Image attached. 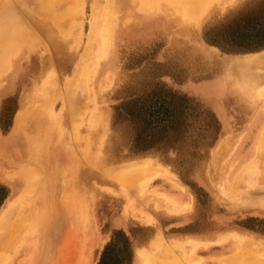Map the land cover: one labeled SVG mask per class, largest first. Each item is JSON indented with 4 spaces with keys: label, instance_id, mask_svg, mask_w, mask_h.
Here are the masks:
<instances>
[{
    "label": "rangeland",
    "instance_id": "374dc122",
    "mask_svg": "<svg viewBox=\"0 0 264 264\" xmlns=\"http://www.w3.org/2000/svg\"><path fill=\"white\" fill-rule=\"evenodd\" d=\"M11 1L14 4L9 7L11 2L8 4L7 1L0 0V25L5 29L4 34L0 33L2 34L0 35V53L3 52L0 54V60L4 61L6 52L10 55L7 61H0V150L10 141V146L12 145L10 148L14 147L18 150L25 161L20 160L12 166L0 164V183L7 185L10 189L7 199L16 197L24 187L25 168L40 169V166L35 164L39 159L55 162L54 148L57 146V139L61 138L62 141L70 142L73 149L68 143L65 145H68L74 154H80L76 163L74 161L77 159L73 158L71 159L73 163L70 158L69 163L73 169L80 167L78 170L81 176L76 180L79 181L78 193L82 191L81 195H84L83 198L79 195L78 199L86 205L85 208L89 206L86 209L89 212V222L84 225L87 236L82 235L87 264H98L103 249L116 229L124 230L133 242V264H137L136 249L148 247L155 233L160 231L167 237L193 235L211 241L221 240V236L230 231L252 232L264 236V201H262L264 198V148L260 150L261 148L259 149L256 145L258 133L264 126V96L259 93L260 89H256L255 79L253 80L252 77H248L249 80L252 78L251 81L247 79V82L252 84L253 88H251L243 81L246 80L245 77L234 75L228 69V63L234 65L239 57L255 52L263 54L264 48L250 52L228 53L206 40L207 30L217 24L225 25L231 20L237 22L263 16L264 0H237L227 5L225 9L220 7L214 11L210 7L206 13L194 19L186 18L188 16L184 15L182 5L176 3L174 5L166 0H150L147 4L145 0ZM82 1L86 2L83 12L81 11L84 8L81 9L84 5ZM152 2L156 4L152 5ZM97 3L103 18L111 19L108 31L110 28L113 36L110 56L102 70L107 77L104 85L96 87V102L100 103L96 107L99 109L96 113H102L103 124L95 130L91 127V123L85 121L80 141L74 139L71 116L65 108L62 116L58 118L60 120L61 117V121L68 129V134L66 135L64 131V136H57V131L61 130L58 129L60 122H57V125H54L56 127L53 133H55L51 135L53 143L50 139V134L53 133L50 131L49 134L44 133L45 136L42 135L43 137L38 139L41 143L43 141V145L39 143L37 146L39 145L38 147L43 150L34 146L39 142L36 139H33L36 140L35 143L33 142L35 148L31 147L32 142L27 141L28 139L30 141L31 137H27L28 134L25 137L26 126L32 123L30 120L34 121L33 113L37 110L35 106L41 104L45 98L40 93L42 83L46 79L53 78V71L59 74L61 82L68 77H73L90 33V23L93 19L91 9H95ZM54 4L57 5L55 10ZM8 10L17 14L11 15ZM4 12L6 14L3 16ZM102 16L99 18L101 24ZM32 18H38L44 26H35L30 20ZM19 23L22 27L25 25L23 28L28 33L25 32L24 35L18 32ZM226 30L227 28L217 29L213 37L222 40ZM104 32V29L103 32L96 31L102 41L109 36V33L105 35ZM22 42L24 46L16 49V44L21 45ZM4 52L5 57L2 58ZM260 71H264V67L259 68L256 74H260ZM158 83L186 94L191 99L192 124L189 136L179 150L167 153L163 151L139 153L133 144L132 131L128 127L120 129L115 127V107L126 98L143 96L145 91ZM104 86L107 88L105 89ZM76 91V99L79 102L84 97L78 87ZM58 93L55 92L53 95H60ZM70 100L71 97L67 94L63 99H58L55 111L60 113L63 101L68 104ZM82 101L78 105H82ZM93 103L96 105L95 102ZM93 103H89L90 108L95 106ZM20 111L24 116L29 114L31 117L30 120L24 119L25 133H23L25 131L22 130L23 127L18 129L20 133H16L17 129L16 132L14 131V123L16 124ZM8 116H11L12 124L6 131ZM85 117L90 121L89 113ZM206 124H209V128ZM87 125L90 127L88 128ZM208 134L210 136L205 140L204 136ZM46 135H49L48 138ZM43 138L47 139L46 142L50 140L47 145L44 144ZM76 141L78 142L75 143ZM58 142H60L59 139ZM50 143L55 144L54 148ZM37 156H39L38 159ZM145 157H153L167 165L178 180L186 185L187 190L180 194L185 200H191L192 207L189 211L173 216L163 210L147 207L157 219L155 224H148L134 216L131 209L130 211L126 209L128 200L121 192V184L108 175V170ZM53 163L49 164L53 165ZM70 170L67 173L70 174ZM245 171H248V175L244 174ZM74 176L75 174L71 178H75ZM246 177L254 178L248 180ZM235 179L239 180V190L235 189L236 193L233 190L232 195L226 194L225 190L230 188ZM237 180L235 182L238 184ZM108 187L114 191L107 190ZM150 187L179 193L164 179L153 181ZM69 194L74 195L73 192ZM252 197L253 200L255 198L263 204L249 202ZM142 206L145 207V205ZM212 245L207 250L199 249V254L208 259L207 264H218L216 258H213L218 254L228 256L234 253V242L231 239ZM47 254V257H51L47 260H52L54 258L52 256H55L52 252ZM255 255L249 258L248 264H262L261 260H264L262 255H259L261 259L257 257L260 261ZM50 261L46 263L49 264ZM7 263L9 264V261Z\"/></svg>",
    "mask_w": 264,
    "mask_h": 264
},
{
    "label": "bare ground",
    "instance_id": "6f19581e",
    "mask_svg": "<svg viewBox=\"0 0 264 264\" xmlns=\"http://www.w3.org/2000/svg\"><path fill=\"white\" fill-rule=\"evenodd\" d=\"M5 1H7L6 3L8 4L9 2H11L9 7H12L14 4L12 3L11 0H4V2ZM83 1H82V5L86 3V2L83 3ZM236 1L237 0H166V2H170V3L172 2L174 3V5L175 3L182 5L181 7L184 12V15L188 16L186 17L188 19L189 18L192 19V17L193 19L194 17L195 18L199 17L198 15H202L206 13L208 11V8L210 7L213 11L220 7H223L225 9L227 5L233 4ZM145 3L146 4L150 3V0H145ZM153 4L155 5L156 3L152 2V5ZM53 6H55L54 7L55 10L57 5L54 4ZM58 6L59 8H61L60 4ZM97 7H98V3L96 5V8ZM96 8L91 9L92 10L91 15H93V19L90 23V29H89L90 33L87 36L88 37L87 43L79 58V62L77 64L75 74L73 75V77H68V78L66 77L67 79L65 78L66 80L64 82H61L60 80L61 78L59 77V74H57L56 71L55 72L53 71V78L46 79L42 83V89L40 93L42 94V96L44 95L45 98L44 100H42L41 104L39 103V105L37 104V106H35L37 110L36 111L33 110L35 112L33 113L34 121L30 120L31 117H29V114L28 115L26 114V116H28L26 117L20 111V113H18L16 118V124L14 123L15 125L14 131L17 129V132L15 131L16 133H20L18 132V129L20 130V128L23 127L22 130H25L23 131V133H25L27 129V133H25V137L26 134H28L27 137H31L32 140L33 139L38 140L41 139V137L45 136V134H49L50 131L51 133H53L54 128L56 127L54 125L55 124L57 125V122H60L58 124L59 125L58 129L59 128L61 129L59 130L61 134L59 135V132L57 131L58 133L57 136H62L65 133L67 135L68 129H66V126L61 121L62 120L61 117L60 120L58 118V116H62L61 114L65 110V108L68 109L69 115L71 116L70 119H71V124L73 126L72 129L75 133L74 135L72 133L74 139L79 140L81 138L82 127L85 125L84 124L85 121H87L86 123L89 124L91 123V127H93V129L95 130L100 128V126L103 124L104 117L102 116V113L101 112H99V114L96 113L98 109L96 107L100 104V103L98 104V101L96 102L97 99L96 87L104 85L105 83L107 75L102 70L105 66L106 60L110 56V52L113 45V36H112V30L110 28L108 31V24L111 25L110 22L111 19L108 20L103 18L100 9L99 8L96 9ZM81 9H82L81 11L83 12V10L85 9V4L81 7ZM8 12H10L11 15L17 14L11 12L10 10H8ZM5 14L6 12H4L3 16ZM101 16H102V24L99 22V18ZM30 20L37 27L44 26V24H42V22L38 20V18L37 19L32 18ZM20 24L21 23H19L18 26ZM23 27L22 25H20L19 27L20 29L18 32H21V34H24L25 32L28 33V31ZM82 27H83V23H82ZM99 28H101V30H99ZM43 29H45V27H43ZM103 29L105 30L104 34L107 35L109 33V36L105 37L104 40L102 41L97 35L96 31L103 32ZM4 31H5L4 26L0 25V33H3ZM81 37H80V43L82 40ZM13 40L14 39H12V41ZM16 45H17L16 49L24 46L23 42L21 43V45L20 44H16ZM6 54L7 56L4 59V61L7 59L8 56H10L8 55L7 52ZM4 57H5V52L2 58ZM237 60L238 62L236 63L233 62L234 65L228 63L229 64L228 69L231 70L234 75L245 77L246 80L245 79L243 80V78L240 79L245 81L246 85L251 86V88H253L251 82H249L250 84L247 82L249 80L248 77H252L253 80L255 79L254 82L257 85L256 84L254 85H256L255 86L256 89H260L261 91L259 90V93L263 94L264 71H260V74H256V73L257 71H259V68L264 67V53L259 54L255 52L244 57H239ZM0 61L4 62L3 59ZM252 78H250L249 81H251ZM76 86L78 87V90L81 91V94L84 97V99H82L83 101L81 100L82 105H78L81 101L78 102L76 99L77 97ZM104 88L106 89L107 87L104 86ZM241 89H243V87ZM55 92H59L58 94L60 95L57 96L53 95ZM65 94H67V96H70L71 100L68 101L69 102L68 104L67 102L64 103L63 101L62 104L63 106L60 109V113H57L55 111V104L58 99L61 98L63 99ZM262 94L261 96H264ZM91 102L92 103L95 102L96 105L93 103L95 106L92 104L94 107L90 108L89 103ZM88 113L90 114V118H89L90 121L87 120L88 116L87 119H85L86 118L85 116ZM25 118L27 120L29 119L30 121H32L31 124L26 126V129H25L26 124L24 125ZM89 127L90 126H88V128ZM64 131L66 132L64 133ZM54 133L50 134L51 137L50 139L52 143H53L52 140L53 137L51 135H54ZM87 135H89V133ZM46 136H47L46 138H48L49 135ZM90 137L91 136L89 135V138ZM46 138H43L42 140L45 139L44 144L46 143L47 145L50 140L46 142L47 140ZM31 139L30 141L29 139L27 140L28 142H32L31 144L29 143L30 146L32 145L31 147L34 146L36 147L37 144L41 143L40 140H38L39 142L37 141L38 143H35L36 140L32 141ZM58 139L60 142H58ZM58 139L56 143L57 146L55 148H54L55 144L53 145L52 143H50V145L52 144L51 146L56 151L55 152L56 157H54V159L56 158L54 162L55 164L53 163V161H50L51 164L53 163V165H51L49 164L50 162L48 160L44 161L43 159H39L36 160L35 164L37 163V165L40 166V169L39 168L31 169L30 166H29L30 169H28V167L25 168L26 182L24 187L16 197L12 199H7L5 204H3V206L0 209V264H6L7 261H9V264H15V263L16 264H47L46 262L51 260V259L47 260V258H51V257H47L48 252H52L53 255L55 254V256H52V258L53 257L54 258L49 262V264H87L86 263L87 256L85 254L86 251H84V246H83V236H87L86 227L84 225L87 222H89L88 221L89 212L86 211V209L89 208V206L85 208L86 205L83 204L82 201H80L81 199H78L79 195L82 194L81 190H80L81 193L80 192L78 193L79 181L76 180L79 179V176H81L78 170L80 169V167L78 166L79 168L77 167V169L75 168L73 169L71 168V165L69 163V158L70 160L72 158L76 160L79 153L74 154V152H72L71 149H69L68 145L69 146L71 145L69 144L70 142L68 143L62 141L61 138ZM33 142L35 143L34 146H33ZM77 142L78 141H76L75 143ZM67 143L68 145H65ZM41 144L43 145V141ZM256 145L259 149L261 148L260 150L264 148V126L258 133ZM11 146H10V141L9 144L5 145L4 147L1 146L2 147V150H0L1 165L12 166L19 163L20 160H24L22 159V155L18 152V150H15L14 147H12L14 150L11 149L10 148ZM70 147H72L73 149L72 145ZM74 149H76L75 146ZM39 150H43V149L39 148ZM39 156H37V159ZM32 157L30 158L32 159ZM72 160L71 162L73 163ZM77 161L78 159L74 162L76 163ZM31 163H33V161ZM77 164H79V162ZM37 165H35V167ZM93 167L96 166L93 165ZM69 169H71L70 174L67 173ZM243 169L245 170V168ZM72 171H74V173ZM248 171H245L246 173L244 174H247ZM45 172L47 173V175ZM71 173L75 174L74 176L75 178H71V176L73 177V174L71 175ZM108 173H109L108 175H110L111 178H113L115 181L121 184L122 187L121 192L124 193L125 197L128 200L127 201L128 206L126 209L128 210L131 209L132 214L138 217L139 219L145 221V223L153 224L157 220L155 215H153V213L150 212L147 209V207L163 210L173 216L181 215L184 212L189 211L192 207L191 200H185L180 194V192L182 193L187 190L186 185H184L182 182L178 180L177 176L174 173H172V171L167 165H164L162 162H160L159 160L153 157H145L142 160L140 159L134 160L132 161V163L128 162L127 164H124L119 168L109 169ZM68 174L70 176H68ZM90 174L93 173L90 172ZM249 174L251 173L249 172ZM237 176L240 177V175ZM241 178L243 177L241 176ZM250 178L247 179L250 180ZM158 179L167 180L175 190L179 191V193H174L169 190H161L159 188H151L150 187L151 183ZM235 180L234 182L232 181L231 183L232 185L230 186V188L228 190H225L226 194H231L233 190L234 193H236L235 189L239 190V180H237L238 184L237 182H235ZM79 184H81V182ZM222 186H224V184ZM107 190L114 191V189H112L111 187L110 188L108 187ZM72 192L74 193V195L72 194L73 196L69 194ZM83 195H81L82 198ZM225 196L228 198L227 195ZM71 197H73L74 199H70ZM245 199L242 200L245 201ZM72 200L75 201L73 202ZM256 200L257 199L255 198L253 200L252 197L251 201L249 200L247 201L253 203L255 202V204L257 202L258 204L260 201H256ZM262 201H264V198ZM261 202L260 204L262 205L263 202L262 203ZM142 205H145V207ZM81 230L83 231L81 232ZM221 237L222 239L218 241L204 240V239H200V237L193 235H188L185 237H167L163 232L160 231L159 233H155V236L150 241L148 247L143 246L141 248L136 249V253L138 256L137 264H207L206 261L208 259L206 260V258H204L205 256L199 254V249L202 248L207 250L212 244L214 243L221 244L222 241L225 242L226 240L229 239H231L234 242V250H233L234 253L228 256L223 254H218L216 257H213L214 259L216 258L215 260L217 261L218 264H248L249 258L253 257V255L255 254L257 255V256L255 255L257 260L261 255H262L261 257L264 258L263 255L264 236L252 232L230 231L226 234H223ZM49 255L51 256V254ZM261 261L262 264H264L263 263L264 260L262 259Z\"/></svg>",
    "mask_w": 264,
    "mask_h": 264
},
{
    "label": "trees",
    "instance_id": "16d2710c",
    "mask_svg": "<svg viewBox=\"0 0 264 264\" xmlns=\"http://www.w3.org/2000/svg\"><path fill=\"white\" fill-rule=\"evenodd\" d=\"M207 30V42L228 53L250 52L264 48V15ZM227 28L222 40L213 37L217 29ZM212 37V38H211ZM5 130L11 127L8 116ZM192 117L191 99L164 84H156L143 96L126 98L115 107L114 125L128 127L139 153L179 150L186 142ZM208 125V126H207ZM209 128V124H206ZM207 131V130H206ZM210 134L205 135L206 140ZM10 195L7 185L0 183V209ZM134 245L129 235L116 229L103 249L98 264H133Z\"/></svg>",
    "mask_w": 264,
    "mask_h": 264
}]
</instances>
